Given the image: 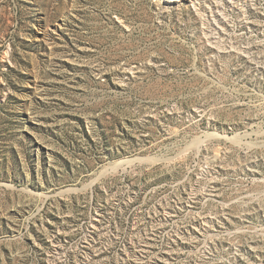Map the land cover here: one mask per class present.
Masks as SVG:
<instances>
[{
    "label": "rangeland",
    "instance_id": "1",
    "mask_svg": "<svg viewBox=\"0 0 264 264\" xmlns=\"http://www.w3.org/2000/svg\"><path fill=\"white\" fill-rule=\"evenodd\" d=\"M165 1L0 0V264H264V0Z\"/></svg>",
    "mask_w": 264,
    "mask_h": 264
},
{
    "label": "bare ground",
    "instance_id": "2",
    "mask_svg": "<svg viewBox=\"0 0 264 264\" xmlns=\"http://www.w3.org/2000/svg\"><path fill=\"white\" fill-rule=\"evenodd\" d=\"M161 1L162 0H159V2H161ZM183 1H186V3L189 2L192 5H196V4H199L200 2H202V0H166L165 2H167V4H170L171 2H179V3H182Z\"/></svg>",
    "mask_w": 264,
    "mask_h": 264
}]
</instances>
